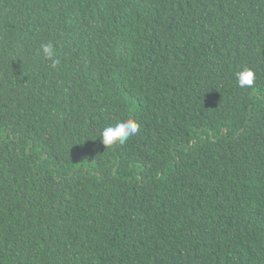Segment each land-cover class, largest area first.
<instances>
[{"label":"trees","instance_id":"obj_1","mask_svg":"<svg viewBox=\"0 0 264 264\" xmlns=\"http://www.w3.org/2000/svg\"><path fill=\"white\" fill-rule=\"evenodd\" d=\"M0 264H264V0H0Z\"/></svg>","mask_w":264,"mask_h":264},{"label":"clouds","instance_id":"obj_2","mask_svg":"<svg viewBox=\"0 0 264 264\" xmlns=\"http://www.w3.org/2000/svg\"><path fill=\"white\" fill-rule=\"evenodd\" d=\"M42 53L45 59L52 61V66L55 67V52L50 44L42 45ZM240 68L237 70V80L241 88H251L255 83V73L248 68ZM225 77L217 80L223 81ZM139 124L133 119L122 120L115 125L104 127L101 131V143L106 147H111L116 144L123 145L127 140L135 136L139 131ZM226 129H223V133ZM194 141H192V144Z\"/></svg>","mask_w":264,"mask_h":264}]
</instances>
